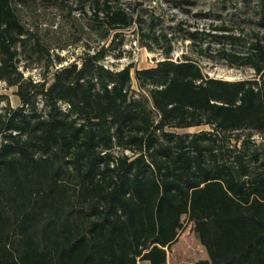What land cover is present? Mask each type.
Instances as JSON below:
<instances>
[{
    "label": "trees",
    "instance_id": "16d2710c",
    "mask_svg": "<svg viewBox=\"0 0 264 264\" xmlns=\"http://www.w3.org/2000/svg\"><path fill=\"white\" fill-rule=\"evenodd\" d=\"M124 1L0 0V84L19 100L0 108V264H165L167 221L183 215L207 254L195 264H264V145L252 139L264 138V0L246 29L175 27L199 54L251 69L243 80L174 60L173 35ZM41 10L97 43L49 82L19 69V49L53 64L23 19ZM130 28L162 58L105 66Z\"/></svg>",
    "mask_w": 264,
    "mask_h": 264
},
{
    "label": "rangeland",
    "instance_id": "374dc122",
    "mask_svg": "<svg viewBox=\"0 0 264 264\" xmlns=\"http://www.w3.org/2000/svg\"><path fill=\"white\" fill-rule=\"evenodd\" d=\"M136 1L142 2V7L138 11L141 19L148 22L149 15L153 13L157 17L158 27L165 28L168 34L173 36V51L171 57L174 60L182 59L186 56L195 60L210 77L225 80H243L254 76L249 68H235L228 65L218 57L208 58L204 54H199L197 46L190 40L183 38L182 34L175 32V27L183 23L186 29L207 31L210 25L225 24L233 29L248 27V18L255 21L256 0H248L246 4L242 0H125L133 7ZM23 19L29 25L37 27L41 34L42 42L49 48L52 65L48 58L38 59L31 55L28 49H19L20 64L19 69L23 76L30 77L35 81H42L47 76V81L51 80V73L57 68L70 64L83 51L94 50L97 43L82 39L77 41V35L70 24L60 21L50 10H41L36 18H31L30 12H23ZM86 25L84 20H80ZM146 22L142 25L146 26ZM157 27V28H158ZM158 33V32H157ZM156 33V34H157ZM155 34V35H156ZM123 45L120 52L114 51L107 56L103 64L112 69H120L129 63H133L137 68H147L155 64L162 58L161 42L155 43L152 39L146 40L151 43L152 50L140 47L138 44L139 34L132 28L124 31ZM205 42L202 48H205ZM64 49H60V47ZM119 53V54H118ZM57 57L61 60L58 61ZM135 87V85H134ZM15 87H7L0 84V108L9 105L17 107L19 100L14 94ZM210 127L203 125L175 129L179 134H193L200 131L209 130ZM252 139L257 144L264 145V138L254 134ZM233 142V141H232ZM168 228L176 234L174 241L166 247L167 262L165 264H195L200 259H206L207 254L204 247L200 244L198 230L195 224L183 215L177 219L167 221ZM138 264H149L148 261H139Z\"/></svg>",
    "mask_w": 264,
    "mask_h": 264
}]
</instances>
